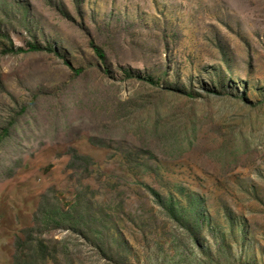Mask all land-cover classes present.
Segmentation results:
<instances>
[{"label": "rangeland", "instance_id": "1", "mask_svg": "<svg viewBox=\"0 0 264 264\" xmlns=\"http://www.w3.org/2000/svg\"><path fill=\"white\" fill-rule=\"evenodd\" d=\"M79 1L0 0L14 47L60 54L0 41V264L30 228L68 264H264V0ZM77 190L114 259L39 223Z\"/></svg>", "mask_w": 264, "mask_h": 264}, {"label": "trees", "instance_id": "2", "mask_svg": "<svg viewBox=\"0 0 264 264\" xmlns=\"http://www.w3.org/2000/svg\"><path fill=\"white\" fill-rule=\"evenodd\" d=\"M74 1H77V4L80 2L79 0ZM4 40L5 43H8L4 47V51H32L47 49L60 55L55 46H44L37 40L28 41L25 48L14 47L9 35L5 32H0V41L2 42ZM91 46L97 57L104 63L105 55L103 49L93 42H91ZM64 60L70 67H72L66 58ZM73 69L79 71L78 68ZM126 72L131 75L128 70H126ZM12 122L13 120H11L9 124ZM7 127L8 126H3L0 128V139L8 132ZM72 158L76 162L80 160L83 161L84 167L87 170V166L91 160L89 156L78 154L76 150L73 149ZM151 192L156 195L157 201L161 202L160 195L154 190H151ZM169 199L174 200L172 196ZM93 205L94 204L90 198L86 197V193L77 190L73 199L65 208L58 205H48L43 208L40 213L41 216L39 223L45 226L48 223L56 225L57 223L64 222L68 223L71 227H74V229L80 234H94V237H97L93 241L94 246L97 248V254L99 255L102 253L103 256L101 255V257H105L109 260L114 259V256L107 252L109 249L105 244L107 241L106 238L101 237V231L107 235H115L116 231L113 222L107 218L108 216H106L105 209L102 206L97 204V209H94ZM67 249L68 247L66 243H62L61 240L45 239L39 234H35L34 230L30 228L25 230L22 238L19 236L16 238V253L14 254L12 264H51L54 262L68 264L70 261L68 259L71 258V255H68L69 253L67 252ZM119 255L117 256L118 258L115 259L117 261L116 263L125 264L124 257H120ZM72 263H74V261Z\"/></svg>", "mask_w": 264, "mask_h": 264}]
</instances>
